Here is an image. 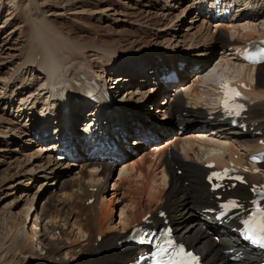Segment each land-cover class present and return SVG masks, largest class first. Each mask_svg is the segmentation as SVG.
I'll return each mask as SVG.
<instances>
[{
  "label": "rangeland",
  "instance_id": "374dc122",
  "mask_svg": "<svg viewBox=\"0 0 264 264\" xmlns=\"http://www.w3.org/2000/svg\"><path fill=\"white\" fill-rule=\"evenodd\" d=\"M198 1L0 0V258L3 248L5 250L6 247L16 243L14 238L12 239L15 233L14 237L21 239L24 245L33 246L35 255H41L42 248L38 244V239L44 234L45 227H47L46 221H44L46 216L53 219L49 225H52V222L59 225L70 221L69 226L66 227L69 234L68 243L70 245L81 243L83 239L77 228L73 227L74 221L79 218L76 216L72 220L69 218L74 212L79 215L80 210L89 211L90 209L83 204V201H80L76 189L77 184L86 179L85 171L87 170L82 169L81 164L93 158H87L80 154L81 156L76 162L69 159L58 161L56 151L51 150L50 146L55 142L54 137L51 141H44L45 138L39 136L37 142L30 134L29 122L36 118L34 115L31 116L29 111L34 104L31 102L36 95L41 94L39 83L43 81L44 76L49 79L51 77L45 75L44 72H38L39 70H36L34 65H23L24 53H28V47H31L32 28L37 24H44L67 34L73 41L84 44L85 46H82L85 49L82 53H85V61L89 62L88 65L93 72H97L103 77L106 76L109 81L111 77L116 80L115 90L117 92L115 96L117 97L115 98H119V101L123 102L122 97H124L125 102L138 105L139 102L147 99V104L151 105L156 102V105L154 104L156 108L164 109L170 102V99L165 100L167 94L164 95V93L174 95L176 89L174 91L172 87L169 92L162 91L157 98L154 95L151 97L149 91L152 82L142 83L140 80L144 76L141 77L137 70V65L141 68L142 61L141 65L140 63L132 65L134 71L129 68L130 65L120 69L129 56L136 55L130 60L135 63L146 56L143 59L145 67L149 66L150 62L154 66L156 62L162 65L163 60L168 66H172L176 60L180 61V59H172V62L169 63L167 58L160 54L158 59H153L152 56L147 57L149 51L159 53V50L163 51L165 48L177 55H182L186 60L198 59L196 62H187L198 65L207 63L208 67L204 68L206 70H209L213 65L216 66L225 58L226 62L223 61L222 66L217 67V71L221 75L237 77L235 69H239L240 66L238 67V63L235 62L234 56H231V51L222 48L221 42L218 40L219 33L216 26L220 22L210 19L205 21L204 16L199 14L200 10H197L195 6ZM259 2H263V0H259ZM262 19L261 25H254L253 32H257L258 28H264V15ZM247 20L245 19V21ZM239 30L243 34L246 33L242 27H239ZM226 33L229 38L242 37L236 29H230ZM101 50H112L116 53L113 57L103 54L104 52ZM190 54H193L195 58ZM201 54L203 55L200 56ZM160 57L163 58L160 59ZM114 62L116 64H113ZM113 70L118 72L113 73ZM150 70L152 71L153 68L151 67ZM141 74L143 75V73ZM187 74H183V76L186 75V78L182 83L184 87H180V89L182 88L184 91L196 88L197 92H200L199 95L201 94L203 111L210 112L215 101L214 89L210 83L212 81L205 80L203 78L205 75L202 77L196 72H189L188 76ZM19 76L24 77V80L20 81ZM134 76H140L139 81L136 80L137 78H133ZM122 92H124L123 95H120ZM26 102L28 106H24ZM143 108L139 111V115H143V120L149 113L153 116L156 115L154 117L160 120L159 128L167 124L169 117L163 120L162 115H157L154 112L157 110L156 108L153 110L150 107L149 109ZM129 109L133 111L138 108L129 107ZM28 119L31 120L28 121ZM122 119L117 118L114 121ZM34 124H36L35 121ZM213 129L211 127L208 130L209 135ZM156 130L159 129L154 127L151 131L153 137L157 136L155 142L145 146L143 143L133 145L129 153L122 155V159L118 157L120 161L115 162L116 166L108 176V181L104 178L107 183L103 205L110 204L112 207L111 221L115 226L120 224L121 208L126 202L121 191L117 193L113 187L120 177V169L124 165H131L135 160L140 161L143 156L150 158L151 150L164 147L171 138H173L171 140L176 139L179 131L176 129L175 133L173 130L172 134L164 135L159 139ZM143 133L145 132L142 131L139 135ZM82 156H84L83 160ZM58 202L67 205L66 209L63 210ZM87 205L89 206V201ZM35 220L38 225L36 228L33 225ZM56 232L49 239L58 240L59 237H62L60 229ZM33 233H37V235L33 237ZM106 254L108 255V253ZM106 254L101 253L96 260ZM107 255L102 258H106ZM91 260L93 258L81 260L82 263L78 261L77 264H89ZM124 263L129 262L126 260ZM30 264H39V262L31 261ZM40 264L55 263L47 261Z\"/></svg>",
  "mask_w": 264,
  "mask_h": 264
},
{
  "label": "bare ground",
  "instance_id": "6f19581e",
  "mask_svg": "<svg viewBox=\"0 0 264 264\" xmlns=\"http://www.w3.org/2000/svg\"><path fill=\"white\" fill-rule=\"evenodd\" d=\"M206 1L208 0H204V2ZM234 2L243 5V8L240 9L242 13L233 16L229 20L230 22H226L227 25L225 26H223L221 19H217L218 21H216L220 23H217L216 29L219 33L218 40L221 42V47L231 51V56H234L235 61L238 62V58L234 55L233 50L236 46L241 45L243 38L249 39L254 36L264 38V28H258L257 32H253L254 30H252V28L254 29V25H261V21H263L264 0L263 2H259V0H234ZM248 5H250V8ZM245 19L248 20L245 21ZM206 21L209 20L206 19ZM239 27H242V30L246 33L243 34L239 30ZM230 29H236L242 37L229 38L226 31ZM30 44L31 47H28V53H24L23 65H34V68L39 70L38 72H44L45 75L51 76H49L50 79L44 76L43 81L39 83L41 95L44 94L46 87L55 83L67 82L68 78L70 76L73 77L77 73L76 71L81 70V68L86 72H88L87 69H91L88 65L89 62L86 63L85 61V53H82L85 45L73 41L67 34L58 29L45 26L44 24H37L31 30ZM102 52L113 57L116 53L112 50H103ZM226 59L228 60V58ZM162 62V65L156 62L155 66L150 62L149 66L153 68L152 73H156L157 68L160 66L172 67L168 66L163 60ZM222 62L216 66L213 65L214 67L211 66L209 68L210 71H203L205 70L204 68L208 67L207 63H203L204 65L192 63V66H197L198 69L195 71L197 75H205L204 77L202 76L205 80L213 81L222 76L217 71V67L222 66ZM113 64L116 63L114 62ZM189 64L191 63L186 62V66ZM235 71L237 77L240 79L250 81L253 78L254 82H256L255 87L251 89L248 95L250 97V105L246 112L248 117L246 121L249 127L246 128V131L228 127L220 120L218 109L215 106L210 108V112L204 113L205 110L203 111L202 109L200 92L198 93L196 88H189L184 91H182V88H179V85H182L181 83L184 82L182 79L183 74L188 73L185 70L179 77V84L173 86V90L176 89V94L169 95V93H164V95L167 94L165 100L170 99L167 106L164 109H158L155 106L157 110L154 112L157 115H162L163 120L169 117L167 124H164L163 127L159 128L158 125L161 123L159 122L160 120L154 117L156 115L153 116L148 113L146 119L143 120V115H139L140 110L138 109H134L133 111L129 108L126 111L113 110L111 114V118L114 120L123 118L117 121L116 125L120 127L119 130L127 133L129 132V128L132 129V126H130L132 123H138L137 140L146 138V134L153 137L151 131H153L154 127L159 129L156 130V135L161 132L159 139L164 135L168 136L172 134L175 126H182L183 128L178 131L176 139L171 140L173 139L171 138L164 147L151 150L150 158L143 156L140 161L137 162L135 160L134 163H130L131 165H124L120 169L118 182L113 186L117 193L121 191L122 197L126 198V202L121 208L119 226H115L111 221L112 207L110 204L103 205V201L105 199L104 193L106 191L108 176L113 171L114 166H116L115 162L120 161V159L115 160L116 154L117 152L125 151V148L120 146L121 144H117V148H119L116 150L117 152H102L98 158L92 157V160L81 164L82 169L87 170L85 171L86 179L77 184L76 191L79 193L80 201H83V204L90 209L89 211L85 209L80 210L79 215L74 212L70 215L71 218H69V220H72L75 216L79 218L74 221L73 227L77 228L80 237L83 239L81 243L75 245L68 243L67 237L69 234L66 227L69 226L70 221L59 225L52 222V225H49L53 219L46 216L44 217V221H46L47 227H45L44 234L38 239V244L42 248L41 255H35L33 246L24 245L21 239L14 237L15 233L12 239L14 238L16 243H13L8 248L6 247L5 250L3 248L0 264H30L31 261L39 262V264L47 261L55 264H77L78 261L91 258L93 260L89 264H120L125 259L131 258V251L129 249L123 250L118 246L117 241L123 237L124 231L130 227L129 225L132 222H139L146 214L155 213L161 209L165 210L170 223L174 226L177 237L185 241L189 247L198 250L203 255L204 261L207 264H252V260H256L257 257L248 252L244 244L235 237V234L231 231V228L235 225H229L228 227L225 223H212L200 214V211L207 208L212 198V194L207 191L204 184V165L211 160L208 154L212 152L219 154L217 157H214L217 165L223 162V160H219L222 154L225 159L236 157L239 160H244L246 154L253 151L256 145V137L252 135V132L257 130L264 132V64L259 65L255 69L240 67L239 69H235ZM139 75L141 77L144 76L140 80L142 83L145 84L147 81H150L151 75L146 76L144 73L143 75ZM19 77L20 81L24 80V77ZM15 79L17 80V78ZM70 91L72 94L65 101L67 111L64 114H58V122L56 123L59 127L58 134L65 136V139L68 138L65 140L68 146H72L74 144L72 141L76 138H81V132H84V130H81L80 134L76 132V124L80 120L76 116L84 104L81 99H75L77 98L75 97L76 89L70 88ZM157 91L162 93L160 88ZM157 91L154 92L153 87H151L149 93H156ZM40 103L41 105L44 103V98H41ZM155 103L153 102V104ZM24 106H28V103L26 102ZM106 109V107L100 108L97 119H106L103 112ZM29 111H32L33 114L37 113L34 105L31 106ZM127 112L132 117L131 121H128L124 117ZM211 114L214 115V119L208 120ZM51 115L55 116L54 113H51ZM34 121L36 122L34 119L29 129L33 138H35L36 134L38 135V131L36 130L45 128L47 125L43 123L34 129L36 125ZM108 121L107 125L109 126L112 124V121ZM250 126L253 128L252 131L250 130ZM211 127L214 129L209 135L208 130ZM142 131L145 133L139 135ZM69 138L72 139L71 142ZM154 140L156 141L157 138H154ZM56 143L54 142V145H50L52 147L51 150L56 149ZM81 153L83 154L84 151L82 150ZM83 155L87 157V153ZM83 158L84 156H82V160ZM177 170H181V176ZM255 178L253 176L250 179L254 180ZM93 190L95 191L93 192ZM235 191L246 194L244 188L240 186ZM90 199H93V202L88 206L87 202ZM58 204L63 210L67 207V205L61 202H58ZM36 219L38 220V218ZM37 220L34 221V228L38 226L36 224ZM59 229L64 239L62 237H59L58 240L49 239ZM210 233L221 234L219 241L213 240ZM36 235L37 233H33V237ZM113 248L115 249V253L113 252ZM226 250L228 252L224 253ZM101 253H108V255L106 254V258H102L106 256L103 255L96 260L97 256H100Z\"/></svg>",
  "mask_w": 264,
  "mask_h": 264
},
{
  "label": "snow or ice",
  "instance_id": "6c2138e0",
  "mask_svg": "<svg viewBox=\"0 0 264 264\" xmlns=\"http://www.w3.org/2000/svg\"><path fill=\"white\" fill-rule=\"evenodd\" d=\"M245 58L253 63H260L261 61H264V48L259 49L255 53H249ZM220 87L224 94V100L222 101L223 108L230 113L234 112L236 115H239L240 111L243 109V105L233 102L241 96V93L236 88L231 86L230 81H224ZM209 167H212V165H209ZM213 178L220 179L221 174L212 173L208 177L209 181ZM236 179L242 180L239 176H237ZM218 186L219 185L216 187ZM262 198H264V196H262ZM254 203L256 204L254 211L247 219L243 220L242 223L245 225V231L249 237L256 236L258 238V242H264V208L260 206L258 201H254ZM221 207L225 210H229L243 206L238 204L236 200H230ZM165 245H167V247H165ZM172 245V240H165L164 243L158 247L155 253L157 257L155 264H192V261L196 259V257H193L191 253H185L182 246H180L174 253L169 252L168 249ZM165 253H168L167 259L164 258Z\"/></svg>",
  "mask_w": 264,
  "mask_h": 264
}]
</instances>
